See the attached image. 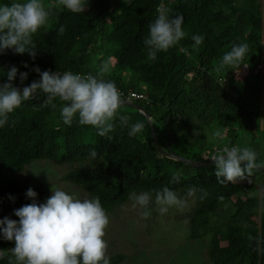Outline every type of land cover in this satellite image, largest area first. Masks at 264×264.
<instances>
[{
	"label": "trees",
	"instance_id": "16d2710c",
	"mask_svg": "<svg viewBox=\"0 0 264 264\" xmlns=\"http://www.w3.org/2000/svg\"><path fill=\"white\" fill-rule=\"evenodd\" d=\"M13 2L0 0V5ZM162 4L170 16H184L186 36L149 60L144 39ZM86 6L82 13L53 9L48 24L33 36L35 59L12 49L0 54V84L7 82L12 66L19 70L13 85L22 89L40 79L36 67L88 74L111 57L106 79L115 81L124 99L130 92L145 95L147 100L135 104L151 114L152 122L124 104L120 112L129 117V125L140 121L144 129L129 136V127L117 120L109 139L92 126L80 125L78 118L70 126L64 124L63 102L54 101L55 110L42 108V92L38 99L23 102L0 126V219L19 220L14 210L32 203L26 196L29 188L37 192L39 203L46 201L27 169L50 162L69 166L61 181L84 190L88 198L99 197L108 215L133 203V193L168 186L183 199L195 189L187 240L206 244L203 264H264V172L255 171L251 183L220 184L214 164L194 167L167 157L152 132L154 128L165 152L195 163L207 162L226 146L251 147L259 154L258 162L264 158V112L249 103L264 76V0H86ZM194 35L204 37L198 47L193 46ZM241 43L249 45L244 60L248 66L216 71L223 55ZM242 71L246 74L238 78ZM24 72L28 77L21 83L19 73ZM216 131L221 137L214 136ZM177 173L179 180L173 182ZM201 189L207 193L203 199ZM14 246L0 231V264H8ZM124 260L114 255L110 264Z\"/></svg>",
	"mask_w": 264,
	"mask_h": 264
},
{
	"label": "clouds",
	"instance_id": "9594fccd",
	"mask_svg": "<svg viewBox=\"0 0 264 264\" xmlns=\"http://www.w3.org/2000/svg\"><path fill=\"white\" fill-rule=\"evenodd\" d=\"M61 7L73 13L85 12L87 8L86 0H53L48 4L44 0H14L10 6L0 5V54L12 49L16 54L28 53L35 59L37 45L33 36L48 24L53 9ZM183 23L182 14L170 16L168 9L158 10V16L149 25L148 35L144 39L149 60L156 59L159 52L168 51L186 36ZM192 40L195 42L193 46L198 47L204 37L194 35ZM248 52L247 43L234 44L223 55L216 71L225 66L232 69L247 67L244 60ZM24 66L28 67L27 64ZM111 67V57L102 59L97 71L88 74L41 71L36 67L34 71L39 73L40 79L23 90L13 85L19 70L15 66L10 67L6 73L7 82L0 84V126L7 123L9 114L20 108L23 102L38 99V93L42 92L46 97L40 103L42 108L55 110L57 104L54 101L63 102L60 115L66 125L70 126L78 118L80 125L92 126L99 136L111 139L108 134L115 130L118 120L120 126L129 127V136H136L144 129L143 122L129 125V117L122 114L120 109L126 101L135 103L142 100L124 99L115 81L106 79ZM19 76L23 83L28 73H19ZM214 136L221 137V132L216 131ZM258 155L251 147L239 146H226L216 152L211 159L217 182L225 184L248 180L251 183L250 177L254 172L264 169V161L258 162ZM90 156L95 158L97 152L92 150ZM178 180L177 173L172 181ZM200 191L203 192L200 199H203L207 193L203 189ZM51 193L45 202L39 203L37 192L29 188L26 196L32 203L14 210L19 220L10 217L0 219L3 239L15 242V246L9 250L8 264H110L109 245L105 239L110 218L100 198L81 199L54 186ZM153 193L156 208L164 215L170 208L181 211L187 208V197H193L195 189H190L183 199L168 186L153 192L133 193L130 197L132 206L143 209L142 219L147 220L152 214L149 205L153 202Z\"/></svg>",
	"mask_w": 264,
	"mask_h": 264
},
{
	"label": "rangeland",
	"instance_id": "374dc122",
	"mask_svg": "<svg viewBox=\"0 0 264 264\" xmlns=\"http://www.w3.org/2000/svg\"><path fill=\"white\" fill-rule=\"evenodd\" d=\"M246 71L236 75L244 76ZM249 103L254 110L264 112V76L262 83L250 96ZM129 110V108H128ZM197 135V134H196ZM221 138L218 147L222 145ZM263 155V154H262ZM264 161V158L261 159ZM31 181L43 189L46 197L51 196V189H63L83 199L86 192L76 186L61 181V177L69 172V166L55 167L50 162H37L28 168ZM38 174V175H36ZM88 198V196H87ZM189 206L183 211L170 208L161 215L155 207L145 220L141 217L142 208L133 207V203L119 207L116 214H109L110 224L105 239L108 242V255H123L125 260L120 264H203L206 244L202 241H188V213L194 206L192 197ZM191 208V209H190Z\"/></svg>",
	"mask_w": 264,
	"mask_h": 264
},
{
	"label": "water",
	"instance_id": "95a60500",
	"mask_svg": "<svg viewBox=\"0 0 264 264\" xmlns=\"http://www.w3.org/2000/svg\"><path fill=\"white\" fill-rule=\"evenodd\" d=\"M21 90H23V88H22ZM125 104H126V105H130V106L135 107L137 110H139L142 114H144V115L147 117V119H148V121H149L150 123L152 122V121H151V114H149L144 108H142L141 106L135 104L134 102H128V101H126ZM152 128H153V126H152ZM152 132H153V138H154V142H155L156 146H157L158 149H159L162 153H164V155H166L167 157H169V158H171V159H174V160L183 161V162H185L186 164L191 165V166H194V167H208V166H211V165L214 164V162L212 161V159L208 160L207 162H203V163H195V162H193V161H191V160H189V159L182 158V157H180V156H176V155H174V154H169V153L165 152V151L160 147V145H159V142H158V140H157V136H156V131H155L154 128H153V131H152ZM259 171L264 172V169H260Z\"/></svg>",
	"mask_w": 264,
	"mask_h": 264
},
{
	"label": "built area",
	"instance_id": "2783aa9c",
	"mask_svg": "<svg viewBox=\"0 0 264 264\" xmlns=\"http://www.w3.org/2000/svg\"><path fill=\"white\" fill-rule=\"evenodd\" d=\"M161 8H164V4H162ZM160 8V9H161ZM121 91V90H120ZM122 92V91H121ZM123 94V92H122ZM124 97V94H123ZM127 100H147V97L143 94H138L135 92H130L127 97H125Z\"/></svg>",
	"mask_w": 264,
	"mask_h": 264
}]
</instances>
